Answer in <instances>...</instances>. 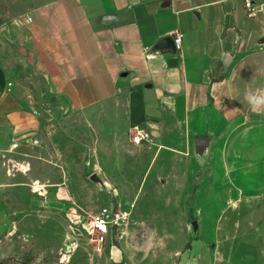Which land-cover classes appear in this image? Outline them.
I'll return each instance as SVG.
<instances>
[{
  "label": "rangeland",
  "instance_id": "rangeland-1",
  "mask_svg": "<svg viewBox=\"0 0 264 264\" xmlns=\"http://www.w3.org/2000/svg\"><path fill=\"white\" fill-rule=\"evenodd\" d=\"M51 1L0 0V65L41 124L32 158L0 155V264H264V248L236 247L260 205L230 202L180 107L141 127L127 108L73 109L48 91L25 21ZM104 206L124 219L100 237L87 225Z\"/></svg>",
  "mask_w": 264,
  "mask_h": 264
},
{
  "label": "crops",
  "instance_id": "crops-1",
  "mask_svg": "<svg viewBox=\"0 0 264 264\" xmlns=\"http://www.w3.org/2000/svg\"><path fill=\"white\" fill-rule=\"evenodd\" d=\"M25 28L35 70L73 109L123 107L145 127L180 107L184 134L237 191L230 202L260 205L256 233L236 247L262 251L264 13L247 16L241 0H53ZM177 33L174 54L154 49ZM8 81L0 65V155L28 160L40 120Z\"/></svg>",
  "mask_w": 264,
  "mask_h": 264
},
{
  "label": "built area",
  "instance_id": "built-area-1",
  "mask_svg": "<svg viewBox=\"0 0 264 264\" xmlns=\"http://www.w3.org/2000/svg\"><path fill=\"white\" fill-rule=\"evenodd\" d=\"M247 16L251 17L256 13H264V1L261 4H255L254 0H241ZM181 36L177 33L173 39L175 49L179 48ZM9 86V84H8ZM148 135L141 133L140 137L135 139L136 143L146 141ZM124 217L121 212H113L106 206L101 207L94 215L91 216L87 227L91 233L103 237L122 223Z\"/></svg>",
  "mask_w": 264,
  "mask_h": 264
},
{
  "label": "water",
  "instance_id": "water-1",
  "mask_svg": "<svg viewBox=\"0 0 264 264\" xmlns=\"http://www.w3.org/2000/svg\"><path fill=\"white\" fill-rule=\"evenodd\" d=\"M155 50H166L168 51L169 53L171 54H174L176 49H175V45H174V41L172 38L170 37H165V38H162L160 39L155 47H154ZM198 143H197V149L198 150H201V148H203L204 146V141L203 140H197Z\"/></svg>",
  "mask_w": 264,
  "mask_h": 264
}]
</instances>
